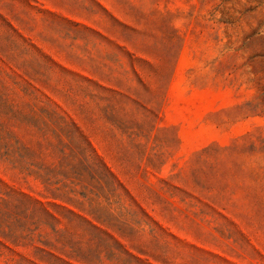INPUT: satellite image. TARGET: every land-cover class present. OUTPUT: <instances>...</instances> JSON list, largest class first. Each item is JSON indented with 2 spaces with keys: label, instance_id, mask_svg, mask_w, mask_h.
<instances>
[{
  "label": "rangeland",
  "instance_id": "1",
  "mask_svg": "<svg viewBox=\"0 0 264 264\" xmlns=\"http://www.w3.org/2000/svg\"><path fill=\"white\" fill-rule=\"evenodd\" d=\"M0 89V264H264V0H0Z\"/></svg>",
  "mask_w": 264,
  "mask_h": 264
},
{
  "label": "trees",
  "instance_id": "2",
  "mask_svg": "<svg viewBox=\"0 0 264 264\" xmlns=\"http://www.w3.org/2000/svg\"><path fill=\"white\" fill-rule=\"evenodd\" d=\"M5 88L7 90L9 89L8 86H5ZM0 109L2 110V113H3V115L0 116V145L5 147V149H6L5 154H9L12 139L15 142L18 141V139L15 137V133H14L15 128H14L12 122H13V119L16 117L17 113H19V112L17 109H15L12 100L9 98V95H7V93H4L1 89H0ZM86 157L88 160L91 161L92 164L95 163L90 153H86ZM34 201H35L36 209L42 210L51 219H55L57 221H60L59 218L53 212H51V210H49V208L44 206L40 200L35 199ZM55 205L65 209L66 211H68L72 215L84 220L85 222H87L91 226L97 227V225L93 221H91L90 219L86 218L85 216L77 213L76 211H74V210H72L66 206H63L61 204H55Z\"/></svg>",
  "mask_w": 264,
  "mask_h": 264
}]
</instances>
